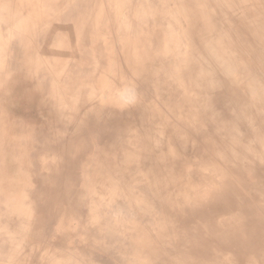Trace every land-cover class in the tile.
Returning <instances> with one entry per match:
<instances>
[{
  "label": "bare ground",
  "instance_id": "6f19581e",
  "mask_svg": "<svg viewBox=\"0 0 264 264\" xmlns=\"http://www.w3.org/2000/svg\"><path fill=\"white\" fill-rule=\"evenodd\" d=\"M123 1H111V9L106 12V16L110 17L116 27V33L107 36L105 42H110L113 52L115 55L117 53V62L120 57L124 67L116 78L112 72L113 78L108 83L109 74L106 72L99 80L95 75L98 69L93 67L86 73L80 82L81 85H70L68 91L57 88L59 74L75 64L74 60L70 65L69 63L60 64L57 61L58 57L63 56L58 46L65 44L70 38L74 45L77 44V35H80L82 30L86 34L92 21L91 11L85 7L84 12H81V5L80 7L77 5V8H72L68 13L72 26L69 24L62 32L42 40L45 42L44 48L47 52L42 61L36 59L34 61L33 50L25 54L28 61L22 54L21 63H24L22 67L27 66L29 69L21 74L19 81L24 79L28 85L32 86L38 82L37 77L40 72L47 73L52 82L53 93L50 97L53 101V115L65 116L61 124L63 129L68 130L66 137L68 142L94 140L93 131L91 132L86 126L87 115L86 123L83 122V126L81 122L79 123V127H84L83 131L75 130L72 122H76L74 119L77 114L82 112L85 117L87 111L94 108L93 111L98 117V114L108 110V105L115 104L116 107L123 108L125 103L132 101L135 95L134 83L127 81L131 76L147 83L154 81L160 95V102H157L155 106L150 103L147 107L150 111L148 114L152 117L149 128L144 127L143 130L137 128V133L131 126L126 133L125 131L116 132L115 140H122L127 144L126 155L133 160L144 159L150 155H153L151 158H159L160 161L153 165L152 172L155 174L158 169H161L174 176L171 186L166 187L172 188V191L175 189L177 192L174 204L178 214H175V218V215L165 214V226L162 229L156 226L152 228L150 224L153 222L137 219L135 216L132 219L134 223L130 226L125 225L126 232L129 227L132 234L139 235L135 238V240L138 239L135 248H137L136 251L139 250V254L135 255L139 264H173L171 254L173 250L178 252L174 259L175 264L177 259L179 264H264V194L257 193L248 201L246 198L248 193L243 191L240 185L235 184L233 173L227 167H223V163L215 160L214 157L219 156L220 153L213 156L212 149L208 151L202 148L199 153L190 150L188 148L190 139L185 135L187 129L194 128L198 121L197 116L189 109V103L200 100L203 94L209 93L212 96L213 103L210 106L214 105L217 109L208 113L210 108L208 106L207 113L218 123L221 122L227 132L232 125L228 119L227 108L234 109L241 118H250L245 108L248 104L251 106L254 103L253 87L264 86V77L261 76V70L264 68V0L222 2L188 0L189 3H186V6H182L180 0H127L124 8L118 11V4ZM20 2L22 3L21 19L27 20L26 8L29 5L26 3L31 0H20ZM3 3L5 6L0 5V12L4 15V25L9 30L16 29L17 23L13 19L12 5L10 1ZM137 3L140 10L134 13L133 5ZM154 3H157L159 7L153 8ZM199 18L204 19L205 23L201 25L196 23ZM28 25L26 22L19 21L22 45L33 42L29 36ZM231 26H233L232 31L236 28L244 30L245 35L250 36L252 42L239 44L235 42L233 34L227 36L226 33L230 32ZM125 37L128 46L124 47L122 52L120 45ZM246 44L247 47L242 49ZM192 47L200 50L202 59L185 56L184 53L195 52ZM251 49L254 57L248 58L245 53ZM134 52L140 53L134 56ZM49 57L53 58V61ZM195 60L200 62L198 65L200 70L195 68L197 66ZM206 62H208L207 65ZM212 63L220 70V76H216L213 82L210 78L213 73ZM229 70L233 72V75L227 74ZM195 71L200 72L201 76L198 77L199 74ZM251 73L255 76L252 81V92L249 93L250 96H244L238 84L243 82V79H248ZM0 81L9 83L12 78L7 77L6 74L0 75ZM12 88H18L24 92L19 85L15 84ZM37 89L40 91L38 87ZM214 89L219 93L214 95ZM229 96L235 101L232 108L228 106ZM164 107L167 109L166 112ZM118 123H124V118L118 117L116 126L119 125ZM257 130L259 133L255 139H244L240 143V150H242L240 152L249 163L252 162L250 159H254V155L258 156V161L264 159V123L257 127ZM8 133L4 117H1L0 156L4 153V144L8 143L7 138L13 137ZM233 135L234 133L231 134ZM27 136H29V130L22 129L20 137ZM164 136L172 138L171 152L161 143ZM100 138L104 140L102 134ZM11 139L18 152L13 162L16 160L19 164L24 163L28 156V152L24 153L27 148L18 142L20 141L18 137ZM193 154L198 155V158H191L195 157ZM18 176L22 180L25 179L23 172H20ZM254 189L257 188L254 187ZM262 189L260 192H264V187ZM167 195L160 194L162 199ZM251 199L253 201L250 204ZM134 200H137L135 195ZM119 205L118 202L117 212L121 211ZM189 206L191 209L188 210ZM22 209L30 212V207L23 204ZM124 209L128 210V208ZM189 211H192L191 216ZM191 218H195L193 226H190ZM174 219L178 227L172 231L168 222ZM3 231L6 233L8 230ZM203 235L206 237L203 238ZM190 238L192 241L189 245L193 249L189 251L185 245L189 243ZM126 242L127 239H125ZM6 244L4 256L11 257L20 264L23 262L31 264L24 259H18L20 251L18 246L12 243L9 245V240ZM213 246L216 248L215 253L211 250ZM46 250L51 255L42 251L36 264H80L76 261V257L72 259L73 256L70 254L59 253L50 248ZM186 252L187 255H185ZM182 255L185 256L182 257ZM56 257L73 261L62 263L56 261ZM7 262L5 261L4 264Z\"/></svg>",
  "mask_w": 264,
  "mask_h": 264
},
{
  "label": "crops",
  "instance_id": "0c3cea01",
  "mask_svg": "<svg viewBox=\"0 0 264 264\" xmlns=\"http://www.w3.org/2000/svg\"><path fill=\"white\" fill-rule=\"evenodd\" d=\"M4 1H10L12 5L17 28H6L4 15L0 12V75L6 74L12 78L9 83L0 81V118L4 117L9 133L13 136L7 138L3 156H0V263L8 261L7 264H20L4 256V245L7 246L6 241L9 240V245L12 243L19 247L18 259L31 264H36L42 251L51 255L46 250L49 248L70 254L72 259L76 257L80 264H139L135 255L139 254L135 248L138 241L135 238L139 235L132 234L129 227L126 232L125 225L134 223L132 219L135 216L153 222L150 224L152 228L156 226L162 229L165 226V214L174 216L178 212L175 205L169 212L150 205L149 192L152 189H149L147 181L164 180L163 171L159 172L158 169L155 174L150 172V166L157 164L159 158L133 160L126 155L127 144L115 140L116 132L126 133L131 127L126 123L127 106L131 101L125 103V109L115 104L108 105V110L98 114V117L94 108L87 111L85 117L82 112L77 114L74 119L76 122H72L75 130L83 131L84 127H79V123L83 126L87 115L85 125L93 131L94 140L68 142V130L63 129L61 124L65 116L53 115V101L50 97L53 93L52 82L47 73L40 72L38 82H34L40 91L35 84L30 86L24 79L19 81L21 74L29 69L27 66L22 67V54L28 61L25 54L33 50L34 61H42L47 53L42 40L62 32L69 24L72 26L68 13L80 5L81 12H84L85 7L91 11L92 21L88 33L82 30L77 35V44L74 45L70 38L58 46L63 56L58 57L57 61L70 65L74 60L75 64L59 74L57 88L68 91L70 85H81L80 82L93 67L98 69L95 75L99 80L106 72L109 74L108 83L113 78L112 72L116 78L124 67L120 57L117 62V53L115 55L113 52L110 42H105L107 36L116 33L114 23L106 16L113 0H31L26 3L29 5L26 8L27 20L21 19L20 0ZM4 1L0 0V5L5 6ZM19 21L29 24L32 43L30 41L22 45ZM121 43L120 50L123 52V48L128 46L126 37ZM49 58L53 61V58ZM15 84L23 88L24 92L12 88ZM118 111L122 114H118ZM118 117H123L124 123L116 126ZM25 128L29 130V136L22 138L20 135ZM101 134L104 140L100 138ZM16 137L27 148L24 153L28 152L27 160L21 164L16 160L13 162L18 152L11 138ZM20 172L25 175V183L18 176ZM173 177L169 173L168 180L173 181ZM134 180L146 182L145 187L138 191V187H134ZM134 195L137 200H134ZM22 204L30 207V212L24 211ZM191 213L189 211L190 216ZM193 220L195 218L190 219V226H193ZM168 225L172 231L178 227L175 219L168 222ZM6 229L8 231L5 233L3 230ZM171 254L175 264L178 252L173 250ZM56 259L62 263L73 261L65 260L64 257Z\"/></svg>",
  "mask_w": 264,
  "mask_h": 264
},
{
  "label": "rangeland",
  "instance_id": "374dc122",
  "mask_svg": "<svg viewBox=\"0 0 264 264\" xmlns=\"http://www.w3.org/2000/svg\"><path fill=\"white\" fill-rule=\"evenodd\" d=\"M95 2L97 0H92V2ZM99 1V0H98ZM225 0H218V2H222ZM182 6H186V3H189L188 0H180ZM127 3V0L120 2L118 4L119 10L121 11L125 4ZM158 4L154 3L153 8H158ZM220 8V7H219ZM140 10V7L137 4L133 5V12L137 13ZM218 12V11H217ZM196 23L201 25L204 24L205 21L202 18H199ZM232 27H230V32L228 31L226 35L233 34L235 42H238L239 44L243 42L251 43V37L246 36L244 33V30L240 28H236L232 31ZM90 46V42H89ZM247 47V44L242 47L244 49ZM194 48V47H192ZM195 49V48H194ZM121 52V51H120ZM140 52L133 53L134 56L138 55ZM185 56H195L200 57L201 59L203 56L201 55L200 50L195 49V52H192V54H186ZM245 55L248 58L254 57V52L251 49L248 53H245ZM197 66L195 68L197 70H200L198 65H200V62H197ZM208 62H206V65ZM211 67L213 68V73L211 75V80H215L217 77L220 76V70L219 67L216 68L215 65L212 63ZM215 70V71H214ZM219 71V72H218ZM197 72L198 77H200V72ZM232 73V74H231ZM229 75H233V72L229 70ZM261 76L264 77V68L261 70ZM255 78L254 74L251 73L248 79H243V82L239 83V87L241 88V92L244 94V96H250L249 93L252 92V81ZM127 81H130L131 83H134V90L135 95L133 97V100L131 101V104L127 106V125L132 126L136 129V132L138 130L145 129L144 127H148V125L151 123L150 120L152 117L148 114L150 111L147 109L148 106L151 104H155L157 102H160V95L156 88V85L154 81H149L148 83L144 80H140L139 78L131 76ZM253 87L255 90V94H253V105L246 107L245 109L248 111L250 118H241L238 113L234 109H228L229 112L228 119L232 125L229 126L228 132L222 127L223 124L221 122H217L213 117H211L208 113H211V110L214 111V105L210 106L212 102V96H210L209 93L203 94L200 97V100H197L196 102H190L189 109L193 114H195L198 118L197 125L195 124L194 128L187 129L185 132V135L188 139H190V143L188 144V148L192 151H199L204 148L208 151H213V156L217 153H220L219 156H215V160L223 163V167H227L229 171L233 173L235 178L233 179L235 181V184L240 185L243 189V191H246L248 193V201L253 195H257V193L264 194L262 191V187H264V159L261 161H258V156L254 155V159L252 162H247L244 158V156L241 154L240 151V143H242V140L244 139H255L259 131L257 130V127L262 125L264 123V86H261L260 88ZM214 95L219 93V91H216L214 89L213 91ZM218 96V95H217ZM228 100V106L232 108L233 103L235 102L233 100V97L229 96ZM195 103V104H193ZM210 106L209 111L207 113V108ZM165 112L167 111L166 107ZM123 109H125L123 107ZM217 110V109H216ZM201 121V122H200ZM203 121V122H202ZM202 125V126H201ZM136 126V127H135ZM205 126V127H204ZM138 128V130H137ZM149 128V127H148ZM196 129V132H195ZM230 132V136H229ZM138 133V132H137ZM234 133L233 136L231 134ZM171 136H164V139H161V143L165 145L167 150L171 152L172 147L171 145ZM231 141V142H230ZM213 147V148H212ZM157 148V147H156ZM157 153V152H156ZM194 153V152H193ZM160 155L159 153H157ZM197 154V152H196ZM195 155V154H193ZM3 156V153H2ZM153 155H150L151 158ZM191 158H198V155H195V157ZM247 159V158H246ZM150 168H153V165L150 166ZM153 170L150 169V172ZM163 170H159L161 172ZM164 180H154L150 179L147 181V183L150 185V205H154L156 208H164L165 211L169 212L172 211V207L175 205L174 200L177 195L176 190L172 191V188L166 187L171 186L172 180H168L169 173L164 172ZM154 178V177H153ZM134 187H138V191H140L141 187H145L146 182H142L139 180H134ZM256 187L257 189H254ZM168 194L167 196H164L163 199L161 198L160 194ZM165 200V201H164ZM169 201V203H168ZM253 199L250 200V204L252 203ZM152 207V206H151ZM205 235V234H204ZM203 235V238H205ZM188 250L190 251L193 249L191 245L186 244L185 245ZM215 246L212 247V251L215 253ZM187 255V252L186 254ZM185 255H182L185 256ZM189 257V256H188ZM190 259V257L188 258ZM198 263V262H197Z\"/></svg>",
  "mask_w": 264,
  "mask_h": 264
}]
</instances>
